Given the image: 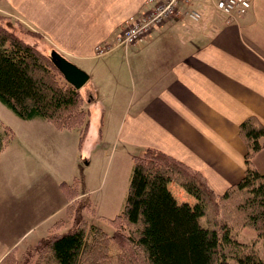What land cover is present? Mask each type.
I'll list each match as a JSON object with an SVG mask.
<instances>
[{
	"label": "crops",
	"instance_id": "0c3cea01",
	"mask_svg": "<svg viewBox=\"0 0 264 264\" xmlns=\"http://www.w3.org/2000/svg\"><path fill=\"white\" fill-rule=\"evenodd\" d=\"M162 1L0 0V9L24 18L56 50L89 70L86 86L97 76L96 69L89 68L105 63L110 76L103 88L113 89L112 104L119 111L113 127L119 129L120 141L132 147L134 157L147 148L158 150L198 171L223 194L246 172L241 123L255 116L264 124V0H253L251 9L231 23L200 0L183 2L178 16L129 46L119 44L126 21H139ZM192 8L201 10V21L186 14ZM97 46L109 50L96 54ZM101 89L91 84L85 90L88 106L98 115L94 122L89 120L91 137L103 136ZM253 164L264 173V149ZM83 193L70 195L69 206ZM5 194L9 208L0 207V226L31 220L33 211L13 207V198ZM31 230L19 235L11 249L26 242ZM9 250L0 252V262Z\"/></svg>",
	"mask_w": 264,
	"mask_h": 264
},
{
	"label": "trees",
	"instance_id": "16d2710c",
	"mask_svg": "<svg viewBox=\"0 0 264 264\" xmlns=\"http://www.w3.org/2000/svg\"><path fill=\"white\" fill-rule=\"evenodd\" d=\"M58 76L50 58L0 28V102L22 120H44L69 129L82 124L87 133L89 119L81 118L80 92L66 81L62 84ZM240 135L247 146L246 172L223 194L198 171L158 150L147 148L134 157L128 196L117 217L140 227L136 238L129 237L143 250L147 264H264V246L262 252L232 250L234 221L264 236V173L253 164L264 149V124L250 116L241 123ZM13 137L0 118V156ZM174 185L195 201L178 199ZM83 225L53 235L34 264H46L47 259V264H86L88 237Z\"/></svg>",
	"mask_w": 264,
	"mask_h": 264
},
{
	"label": "rangeland",
	"instance_id": "374dc122",
	"mask_svg": "<svg viewBox=\"0 0 264 264\" xmlns=\"http://www.w3.org/2000/svg\"><path fill=\"white\" fill-rule=\"evenodd\" d=\"M202 2L216 9L212 0ZM198 9L191 10L201 15ZM192 20L201 21L202 17ZM0 28L31 43L48 59L52 50H56L47 37L15 13L0 9ZM108 50V47L97 46L96 54L102 55ZM69 60L75 61L72 58ZM73 63L83 67L80 62ZM91 67L89 69H96L97 76L91 77L87 86L92 84L102 88L103 136L98 137L94 133L91 137L92 132L88 129L86 133L82 124H79L80 130L59 128L48 121L24 122L0 102V118L14 132L11 143L0 156V207L9 208L4 202L7 191L14 200L13 207L27 206L33 211L31 220L21 221V225L5 222L0 226V252L5 251L6 247L10 249L0 264H34L39 258L41 247L53 235L66 233L83 224L88 237L86 253L89 259L86 264H147L143 250L129 237L132 235L136 238L140 227L117 217L122 214L128 196L134 151L130 145L120 141L117 137L119 129L113 127V117H118L119 111L112 104L111 98L115 94L113 89L103 88L110 76L105 63L99 62ZM58 78L65 84L61 74ZM87 86L79 91L82 97L79 108L84 112V116H81L84 121L89 119L94 122L93 118L96 119L98 115L94 114L95 107L88 106ZM125 90H128L127 87ZM120 106L124 111V100ZM82 157H87V160ZM173 188L178 199L192 203L195 201L179 186L174 185ZM76 192L86 194L69 206L72 200L69 196L76 197ZM210 209L212 213L216 212L212 206ZM116 217L117 220H114ZM30 227L32 230L28 240L12 250L15 239ZM257 237L255 230L244 226L242 221H237V225L234 221L232 239L236 245L233 252L239 253L240 250L242 254L245 249L262 252L264 236ZM229 257L234 261L230 253ZM48 262L49 259L46 264ZM50 263L53 264V261Z\"/></svg>",
	"mask_w": 264,
	"mask_h": 264
},
{
	"label": "built area",
	"instance_id": "2783aa9c",
	"mask_svg": "<svg viewBox=\"0 0 264 264\" xmlns=\"http://www.w3.org/2000/svg\"><path fill=\"white\" fill-rule=\"evenodd\" d=\"M189 1L164 0L158 3L150 13L139 21H134L132 18L127 20L126 27L118 38L119 44L130 45L145 36L147 32H151V29L163 24L167 19L178 16L180 13L179 5L183 2L189 3ZM252 2L253 0H212L216 9L228 17V22H235L238 18L243 17L251 9ZM187 14L194 20H198L201 17L196 10H190Z\"/></svg>",
	"mask_w": 264,
	"mask_h": 264
},
{
	"label": "water",
	"instance_id": "95a60500",
	"mask_svg": "<svg viewBox=\"0 0 264 264\" xmlns=\"http://www.w3.org/2000/svg\"><path fill=\"white\" fill-rule=\"evenodd\" d=\"M50 59L65 81L76 90H80L88 82L90 75L57 50H52Z\"/></svg>",
	"mask_w": 264,
	"mask_h": 264
}]
</instances>
